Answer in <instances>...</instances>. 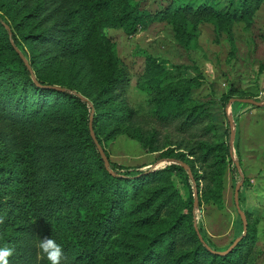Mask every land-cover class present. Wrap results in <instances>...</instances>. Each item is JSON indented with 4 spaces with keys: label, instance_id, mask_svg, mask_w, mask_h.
Segmentation results:
<instances>
[{
    "label": "trees",
    "instance_id": "1",
    "mask_svg": "<svg viewBox=\"0 0 264 264\" xmlns=\"http://www.w3.org/2000/svg\"><path fill=\"white\" fill-rule=\"evenodd\" d=\"M258 3L240 0L230 15L250 17ZM110 5L111 0H0V247L15 249L9 264H49L37 247L43 237L62 247L61 264H245L247 226L228 252L215 253L198 236L190 204L188 212L186 206L185 212L170 215L162 230L150 234L158 212L177 206L179 196L154 184L157 170L132 173L108 158L104 166L94 138L106 155L99 131L130 120L133 111L124 97L128 72L116 64L101 28L135 32V21H142L134 6L123 4L109 13ZM147 15L170 18L176 30L217 11L201 0L170 3ZM70 57L84 71L100 73L92 100L40 71V64L66 65ZM195 108L173 112L180 130L197 121ZM225 137L230 156L228 119ZM184 146L193 158L182 160L181 152L169 150L163 155L179 162V168L184 163L197 186L193 162H208L211 149ZM234 154L233 167L239 171L235 148Z\"/></svg>",
    "mask_w": 264,
    "mask_h": 264
},
{
    "label": "rangeland",
    "instance_id": "2",
    "mask_svg": "<svg viewBox=\"0 0 264 264\" xmlns=\"http://www.w3.org/2000/svg\"><path fill=\"white\" fill-rule=\"evenodd\" d=\"M200 1L111 0L109 13H117L123 4L141 11L142 21H135V32L120 26L101 28L116 64L128 72L124 97L133 116L122 119L117 127L110 124L98 135L110 162L127 166L132 173L157 170L154 184L167 186V192L179 196L177 206L158 212L157 223L147 230L150 234L162 230L170 215L185 212L186 206L188 212L192 204L200 236L215 250L227 248L242 233L233 200L239 182L238 205L250 234L245 264H264V102L239 99L264 100V0H259L247 18L230 15L240 0H206L217 15L199 19L194 25L187 22L176 30L170 18L147 15L170 3L195 5ZM68 61L66 65L40 64V71L92 100L100 73L84 71L72 57ZM192 105L196 106L197 121L180 130L177 117L171 115L178 109L186 114ZM227 119L231 121L230 156L224 149ZM187 142L196 150L203 144L211 149L208 162H193L197 186L187 177L186 166L179 168V162L163 155L169 150L181 152L182 160L193 158L184 146ZM234 148L240 152L239 171L233 167ZM193 187L197 191L195 204ZM126 239L130 241L131 236Z\"/></svg>",
    "mask_w": 264,
    "mask_h": 264
},
{
    "label": "clouds",
    "instance_id": "3",
    "mask_svg": "<svg viewBox=\"0 0 264 264\" xmlns=\"http://www.w3.org/2000/svg\"><path fill=\"white\" fill-rule=\"evenodd\" d=\"M4 222V218L0 216V224ZM40 252L47 258L49 264H61L63 257V249L51 237L39 238L37 245ZM15 249L12 247H0V264H9V258L14 255Z\"/></svg>",
    "mask_w": 264,
    "mask_h": 264
},
{
    "label": "water",
    "instance_id": "4",
    "mask_svg": "<svg viewBox=\"0 0 264 264\" xmlns=\"http://www.w3.org/2000/svg\"><path fill=\"white\" fill-rule=\"evenodd\" d=\"M46 86L47 87L56 88V89H61L62 88L61 86H58V85H55V84H47ZM239 99L242 100V101L250 102L252 104H261L262 102H264V100H262L260 102L259 101H256V100H254L251 97H241ZM228 121H229V125L231 126L230 119H228ZM88 123H89V132L93 136L92 129H91V125H90V117L88 119ZM93 138H94V136H93ZM94 140H95V143H96L97 150H98L99 154L102 156L103 164H104V166H107L108 161H107V159L105 158V156L103 154V149H102L101 145H99V143L97 142V140L95 138H94ZM182 164L184 165V163H182ZM187 172L189 173V170L188 169H187ZM238 187H239V182H237L235 184V186H234V189H233V200H234L235 207H236V209H237V211H238V213L240 215V218H241V222H242V234H243L245 232V230H246V220H245V215H244L243 210H241V208L238 205V200H237V190H238ZM192 195H193V204H195L196 203V196H197V191H196L195 187H193ZM198 236H200L199 233H198ZM239 237L240 236L235 237L232 240V242L228 245V247L225 248V249H222V250H214V249H211V250L213 252H215V253H218V254L226 253V252H228L231 249V247L235 244V242L239 239Z\"/></svg>",
    "mask_w": 264,
    "mask_h": 264
},
{
    "label": "crops",
    "instance_id": "5",
    "mask_svg": "<svg viewBox=\"0 0 264 264\" xmlns=\"http://www.w3.org/2000/svg\"><path fill=\"white\" fill-rule=\"evenodd\" d=\"M238 131V130H237ZM234 132H235V130H234ZM238 135H241L240 133H238ZM242 137V136H241ZM238 153H240V152H238Z\"/></svg>",
    "mask_w": 264,
    "mask_h": 264
}]
</instances>
